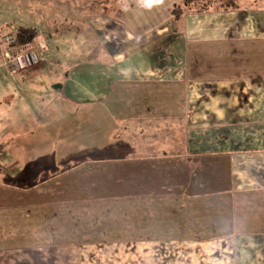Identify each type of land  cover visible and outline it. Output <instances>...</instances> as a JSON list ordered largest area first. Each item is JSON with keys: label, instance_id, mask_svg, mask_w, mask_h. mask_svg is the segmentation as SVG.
<instances>
[{"label": "crops", "instance_id": "crops-1", "mask_svg": "<svg viewBox=\"0 0 264 264\" xmlns=\"http://www.w3.org/2000/svg\"><path fill=\"white\" fill-rule=\"evenodd\" d=\"M123 1L139 11L137 18L128 16L131 31L142 35L150 27L169 24L170 28L136 49L133 44L139 43L138 37L124 25L117 26L119 47L91 51L93 56L111 60L86 67L85 76L65 77L55 89V102L51 99L52 105L46 104L45 114L35 117L33 126H27L22 116L13 117L12 111L20 110L22 103L18 99L8 96V109L0 108V146L4 147L0 154V264H74L73 250L125 244L123 248L129 243L201 248L221 245L222 235L264 233L258 230V226L264 228V60L259 61L264 52L235 48L239 43H264V0H237L235 11L189 13L180 23L181 30L168 15L169 8L181 0ZM210 43L223 44L214 49ZM244 53L247 64L258 59L262 70L248 69L239 75L238 57ZM43 69L35 67L16 79L26 82L24 74ZM115 72L116 80L111 78ZM190 89L199 94L194 103ZM195 105L196 109L190 108ZM89 107L99 108L110 123L103 128L104 133L109 130L103 144L92 146L99 156L94 163L129 172H122L116 182L109 173L98 181L102 187L115 186L119 190L115 196L73 202L71 190L63 193L60 185L68 173L73 178V170L80 166L62 172L48 169L52 163L43 156L47 136L37 130L39 125L45 128L47 121L73 116L64 114V108L84 111L87 122ZM96 120L102 121L92 117ZM70 130L67 137L61 132L51 154H73ZM208 157L221 172L212 191L194 173H200ZM185 170L192 174L187 176ZM211 197L216 198L218 219L225 210L223 204L230 203L227 222L214 218L206 225L205 207ZM127 203L135 207L123 209ZM143 203L150 204L149 213H144ZM111 204L121 209L110 210ZM191 204L196 210L192 217ZM127 234L137 236L133 240ZM148 234L147 240L142 238ZM112 235L115 240H110ZM227 240L233 244L230 236ZM84 262L94 263L93 259Z\"/></svg>", "mask_w": 264, "mask_h": 264}, {"label": "rangeland", "instance_id": "rangeland-1", "mask_svg": "<svg viewBox=\"0 0 264 264\" xmlns=\"http://www.w3.org/2000/svg\"><path fill=\"white\" fill-rule=\"evenodd\" d=\"M123 2V0H0V30L5 24L14 27L11 31L20 30L22 32H29L35 30L37 33L36 42L30 43L34 44L35 47L39 49L41 44L42 61L36 67L44 66L42 72L32 74L31 76L30 74H28V76L24 74L25 79L27 78L26 82L22 81L23 79L12 80V78L0 68V100L4 99L0 102V108L8 109L10 104V102L6 100V98H10L8 96H11L13 99H18L17 101L22 103L17 107V109L20 110L12 111L13 117L22 116L27 126H33L34 123L32 121H34V118L45 114L46 104L52 105L53 101L55 102V99H52L55 95V89L64 82L65 77L72 76L74 73H77L79 76H85L86 67L97 61H110V57L100 56V58H98L93 56L91 51L93 49L96 51L103 49L112 50L116 48V46H120L121 42L119 40L121 39L115 34L117 26L122 27L124 25L126 29L131 31L130 28H132V26L130 24L129 28L128 16L131 15V19H134L135 15L137 18L139 11L135 10L136 7L134 4L127 2L123 4ZM173 6H171L169 10ZM169 18L173 22L172 18ZM38 20L44 23V25H38L36 23ZM166 28H170L169 24L167 26L158 25L156 28L150 27L149 32L142 35H138L135 31H131L139 40V43H134L133 47L138 49L152 38H159L163 33L160 30ZM175 28L177 30L182 29L179 24L175 25ZM222 44L223 43H210L208 46L217 49L216 47ZM135 48L132 50H135ZM235 48L239 51L246 50V52H264V43H239ZM242 58H244V60ZM238 60L240 62L239 75L241 76H243L248 69L255 71L262 70L261 64L256 63L258 59H253V64H250L251 61H249L248 64L246 63V53L241 57L239 56ZM262 60L264 59H259L260 62ZM209 61L212 62L213 60ZM0 66L4 67L1 65V62ZM117 74L118 72L113 73L111 78L116 80L117 78H114V75ZM125 83L129 84L128 82ZM125 83L120 86L125 85ZM189 98L191 103H194V101L199 98L198 91L196 89H190ZM51 99L53 100L52 102ZM25 101L26 105L24 106L23 103H25ZM96 107H89L87 109V122L84 121V116H86L84 111L72 112L70 111L71 109L64 108V114L73 116H63L61 122L56 121V119L47 121L45 124L43 123L45 128L39 125L37 130V132H43V134L45 133L44 135L47 136V138L45 137L47 141V149L45 150L46 155L43 156L44 159L46 158L52 163L48 169L56 167V169H61L62 172V170H67L69 166L73 167V169L80 166L77 170H73V178L72 175L68 173L69 175L67 174V176L62 179L60 185L61 189H63V193H69L71 190L70 193H72L73 202L91 198L115 196L119 193V190H116L115 186L102 187L101 183H98V181L102 182L103 179H101V177L109 173L111 179L116 182L115 180L117 177L124 175L122 172H129V170L125 171L122 168L119 169L117 166L113 168H104L101 164L94 163V159L99 158V156L97 150L92 151L93 147L96 143H99L98 146L103 144L101 141L102 137L109 132L108 130L104 133L103 128L104 126H110L107 119H104V115L100 113L101 111H99V108ZM192 107L195 109L197 108L196 105L190 106L191 109ZM42 112H44V114H42ZM92 117H96L102 121H92ZM70 119H72V121H70ZM86 127H88L87 135L85 134ZM69 128H73V154L70 155L64 152L55 155L51 154L53 147L58 146V138L61 132L62 137H67V133L72 132L71 130L67 131ZM64 132H66V136ZM86 145H88L89 151L86 150ZM211 158L212 157L203 159L204 167L200 173H198L199 171L194 172L197 173L199 178L205 181V189L209 191L214 189L211 185L214 183L215 177L221 173H219L220 170L214 165V162L210 160ZM189 161L191 162V160ZM160 170L164 175V168H160ZM131 171L134 173V170ZM185 171L187 176L188 173L190 175L192 174L191 170ZM133 176H138V174ZM87 179H93L96 182L92 183L93 180L87 182ZM34 180L35 179H31L30 181L32 182ZM37 181L38 180H35V182ZM210 199L211 200L207 201L205 207L207 212L204 213L206 214V225L208 226L209 222L215 219L218 221L226 220L227 222L230 216L228 215V211L231 210L230 203L227 202L223 204L225 210H219L222 218L220 217V219H218L215 218L217 214L215 210H218L215 203L216 198L211 197ZM127 204V208L123 207V209H133L135 207L132 203ZM192 205L193 204H191V210L189 211L191 217L196 211L192 209ZM142 206L144 208V213H146V211L149 213L151 208L149 207L150 204L143 203ZM117 207L116 204L115 206L111 204V207L109 205L110 210L121 209ZM110 218H108V223ZM189 220L192 221L191 218H189ZM131 221H134V219L127 218V222ZM239 222L241 221L239 220ZM240 225H243V223H240ZM244 229L245 228H243V230ZM263 229L262 226H258V230ZM216 234L219 233L217 232ZM128 235L132 237L133 240L134 236H137L136 234H127V237ZM150 236V234L142 235V238ZM229 236L233 244L227 240ZM222 237H225L221 244L222 246L218 243L212 247L211 245H202L201 248H193L190 244L186 245V249H179L177 247H168L155 243H143L142 245L139 243H129L123 248L122 246L125 244L120 246L117 245L120 248H104V250H73V259L74 264H83L86 259L88 261L93 259V264H264V233L243 231L234 233V235H222ZM115 238L112 235L110 240H115Z\"/></svg>", "mask_w": 264, "mask_h": 264}, {"label": "trees", "instance_id": "trees-1", "mask_svg": "<svg viewBox=\"0 0 264 264\" xmlns=\"http://www.w3.org/2000/svg\"><path fill=\"white\" fill-rule=\"evenodd\" d=\"M238 8L239 7L237 0H181L179 4L174 5L169 10V15L172 18L175 25L179 24L181 26L180 23H182L183 19L189 13L203 14V13L215 12V11L218 12L220 10L235 11ZM4 34H13L16 38L17 44H24V43L27 44L30 42H34L37 37V33L35 30H31L29 32L26 31L22 32L20 30L11 31L9 29V25H4L1 28L0 37L3 36ZM3 148L4 147L1 145L0 154Z\"/></svg>", "mask_w": 264, "mask_h": 264}, {"label": "built area", "instance_id": "built-area-1", "mask_svg": "<svg viewBox=\"0 0 264 264\" xmlns=\"http://www.w3.org/2000/svg\"><path fill=\"white\" fill-rule=\"evenodd\" d=\"M34 44H17L13 34L0 37V62L12 79L38 66L42 61V49Z\"/></svg>", "mask_w": 264, "mask_h": 264}]
</instances>
